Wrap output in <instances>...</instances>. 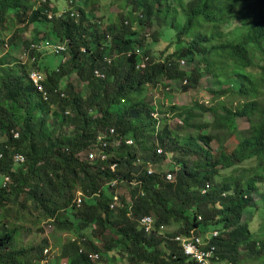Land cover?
Returning a JSON list of instances; mask_svg holds the SVG:
<instances>
[{"label":"trees","instance_id":"obj_1","mask_svg":"<svg viewBox=\"0 0 264 264\" xmlns=\"http://www.w3.org/2000/svg\"><path fill=\"white\" fill-rule=\"evenodd\" d=\"M119 1L125 14L101 30L103 20L93 22V12L113 0H0V45L8 47L5 32L16 23L35 25L42 47L36 59L50 53L48 43L67 42L62 52L51 53L60 56L55 67L41 66L51 92L48 101L37 95L26 64H13L10 53L0 52V136L6 138L0 141V216L6 217L10 202L24 195L31 207L21 202V208L36 210L56 229L76 236L62 250L67 264H97L102 259L199 264L183 254L178 238L207 236L213 228L219 232L210 243L218 247L215 264H239L242 253L263 259L264 230L254 233L244 214L257 206L253 195L264 180V63L257 61L264 55V0ZM90 3L94 10L86 12ZM64 7L67 14L61 11ZM73 12L78 17H72ZM238 18L239 30L225 32ZM160 20L177 35L157 47L161 32L147 41L139 29ZM41 33L42 39L37 38ZM14 38L11 47L18 45ZM30 43L25 41L26 47L35 44ZM183 60L194 68L183 69ZM95 70L105 78H96ZM73 73L86 84L88 95L68 82ZM205 75L221 89L231 82L227 89L214 91L216 96L238 92L244 102L235 110L223 104L211 107L212 125L202 123L205 113L185 111L179 117L193 133H175L159 115L167 117L177 108L157 109L148 103L147 85L176 80L188 91ZM239 118L250 122L248 129L239 127ZM196 119L200 123L193 122ZM112 128L122 144L111 157L83 159V153L92 152L96 137L110 134ZM237 133L242 137L232 151L226 143ZM128 138L135 140L134 146L127 144ZM215 140L217 148L212 147ZM16 152L24 155L23 163L14 160ZM172 153H177L176 163L164 172L158 163ZM251 158L261 160L259 170L246 176L239 167ZM20 164L23 167L15 169ZM238 171L241 175L233 174ZM4 175L11 177L12 185L2 186ZM114 180L116 186L110 184ZM132 186L128 198L122 189ZM78 192L85 196L81 208ZM116 195L121 205L113 209ZM145 216L152 222H144ZM107 233L111 239L102 240ZM19 234V226L0 224V264H43L49 241L19 248Z\"/></svg>","mask_w":264,"mask_h":264},{"label":"rangeland","instance_id":"obj_2","mask_svg":"<svg viewBox=\"0 0 264 264\" xmlns=\"http://www.w3.org/2000/svg\"><path fill=\"white\" fill-rule=\"evenodd\" d=\"M91 9L94 10V8L90 3V5L85 8V11L89 12ZM61 11H63L62 12L63 14L68 13L67 7H64ZM122 14H125V10L121 7V1L113 0L111 6H102L100 3L98 9L94 10L93 12V15L95 17V20L93 19L94 20L93 22L97 23L99 19L103 20L102 25H100V28L101 30H104L106 26L109 24V22L112 23H114V21L119 22L121 20ZM51 15L52 13H49V18ZM70 15L72 17L73 16L78 17L79 14L73 12ZM111 17L112 19H110ZM235 20L236 21H234L233 24L229 25V27H226L225 32L228 31L236 32L239 30V29L237 30V27L240 26L242 19L238 18ZM168 26L169 25L165 24L163 20H160L157 21L156 23L151 22L150 25L142 26L139 29V32L141 33L142 36H145L147 41H151L152 39H154L155 32L158 31L161 32L159 38L162 40L158 43V46L157 44L155 45L157 47H161L163 43H170L169 40L176 38L177 33L171 31V28ZM34 27H35L34 24L32 25L31 24L20 25L19 23L11 24L10 30L5 32V36H4L6 39L5 43H8V47L4 46V44L0 45V52H2V54L5 52L10 53L11 56L10 61L13 64H14V60L17 61L20 60L22 63L26 64L28 71L36 70L39 72L40 74L39 82L42 85V88H44V90L46 91V93L35 87L36 93L37 95L40 96L41 99L48 101L50 99L51 92L49 91V89L46 88L44 84V80L45 81L47 80L45 74L46 71H44L43 68H41V66H45L44 64L45 60H43L42 55L40 56V59L37 58L38 61L35 58L38 55L37 50L38 49L41 50L42 47L41 44L39 43L40 41L36 40V35H35L36 32ZM20 29H22L23 32H18V30ZM43 34L44 33L37 35L38 36L37 38L42 39ZM13 36L15 37L14 38L15 42L18 44L17 47H11L10 45V38ZM25 41H31L30 45L32 43L35 44L31 45L30 47L28 46L26 47ZM152 46H154V44H152ZM162 48L165 49V46ZM32 50H36L35 55L34 54L32 55ZM51 53L52 52L47 54L48 58L55 59L56 61H60V56ZM112 59L113 58H111V60ZM55 60H54V65L56 63ZM257 61L264 63V55L260 53ZM34 67L36 68L34 69ZM193 68L189 67V65H185L183 67V69L188 71H190V69ZM68 82H73L78 92H82L84 95L89 94V90L86 88V84L83 83L75 73H73L71 76L68 77ZM163 83L165 86L161 85L159 87L150 86V84H148L144 96L145 99L148 101V103L156 106L157 109L158 106L160 107L175 106L177 108L176 110L171 109V113L168 114L167 117L165 115H159V117L166 118L167 120L165 121L163 119V124L166 122L171 126L173 130H175V133L178 132L180 135H188L190 133H193V129L186 128V125L183 123L184 118L179 117V114L184 113L185 111H190V112L192 111L194 114L195 113L199 114L202 112L205 113L202 118V123L204 124L210 123L212 125L215 123L214 121L215 114L213 111H210L211 107H216L223 104L228 108L235 110L245 100V98L239 95L238 92H233V91L230 92L229 94L222 95L220 97L216 96V92L214 93V91L227 89L228 87H230L231 82L223 85L221 89V87L218 86L216 82L212 80V77L208 75H205L202 78V81L199 85L190 88L188 91L183 89V85L185 83L183 84L182 82H177L176 80L166 79ZM56 91L59 92L60 89L56 88ZM198 105L203 106L206 111H202L200 108H198ZM197 119L193 122H198ZM238 125L241 129L245 130L249 128L250 122L246 118H239ZM210 132L216 133V130L210 128ZM18 135L19 132H16L15 137H18ZM241 137L240 134L238 133L236 136L230 137V141L226 143L228 149L233 151L239 145ZM4 140H6V138L1 135L0 141H4ZM218 146L219 143L217 140H215L212 143V147L217 148ZM113 152L111 153L113 154ZM85 153L82 154L83 159L85 157ZM174 154L173 153L169 154L168 159L162 160L161 162L158 163V166L164 172H168L172 168V166L176 163L173 157ZM260 162L261 160H255L254 158L245 160V162L242 165H240L239 170H245L243 174L246 176H253L255 172L259 170L258 165L260 164ZM18 167H23V166H21V164L16 165L15 169H17ZM153 169L155 170L154 166ZM233 174L239 176L241 175V172L238 171V172H234ZM1 179L3 178L1 177ZM133 188L134 187L132 186V188H130L129 190H127L126 188H123L122 190H124V192L129 196ZM9 189L10 187L8 188V190ZM253 196L256 199L257 206H255V209L250 208L248 211L245 212L244 222L245 223L249 222L253 232L257 233L259 231L264 230V180L263 182H258V191L255 192ZM128 198H130V196ZM21 202H24V195H22L18 201L12 203L10 202L9 206L11 210L9 214L6 215V217L0 216V224L6 221L9 227L19 226L20 234L17 237V246L19 248L24 247L28 249L32 246H40L43 243V241L47 239L50 245L48 247L49 253H46L45 251V254L47 255V259L43 262V264H67L66 259L64 260L61 259L62 250L64 245L71 239H76V236L73 233L56 229L55 225L52 224L51 220L49 219L46 220L42 218L36 210L21 208L20 206ZM24 203L25 205H28V207H31L30 206L31 204L29 202H24ZM111 237H112L111 233H107V235H105L102 240L106 241L111 239ZM124 262H125L124 260L122 262V260L120 259L113 260L111 262L107 259L105 260L102 259L98 261L97 264H124ZM239 264H264V258L263 259L246 258L244 253H242V258Z\"/></svg>","mask_w":264,"mask_h":264},{"label":"built area","instance_id":"obj_3","mask_svg":"<svg viewBox=\"0 0 264 264\" xmlns=\"http://www.w3.org/2000/svg\"><path fill=\"white\" fill-rule=\"evenodd\" d=\"M67 42H61L58 44H53V43H48L47 46L50 48V50L54 53H60L62 52L65 48ZM110 62V61H109ZM186 62L183 61V65H185ZM95 76L98 78H105V74L99 70H96L95 72ZM30 79L33 81L34 85L40 89L41 91H43L44 93H46V91L44 90V88H42V85L40 84L39 80H40V74L38 71L36 70H32L30 72ZM112 135L116 133L115 129L111 130ZM98 140H96L97 142L93 143L92 148L93 151L88 154L89 157L88 159L90 161H94V160H102L105 161L108 159L109 155H108V148L111 144V141L108 140V138L106 136H100L97 138ZM130 144H134L133 140L129 141ZM2 155L0 154V157ZM14 159L16 162H24V156L21 153H16L14 155ZM117 165L113 166V170H116ZM154 170H150V173H153ZM169 179H172L171 174L168 175ZM11 183V179L9 175H5L4 176V180H3V185L6 187L8 184ZM118 184V181H114L112 183L113 186H116ZM84 203V199H83V195L82 193L79 194L78 198H77V206L78 208H81L83 206ZM121 205V200L119 196H115V202L111 205V207L113 209L118 208V206ZM143 221L146 223H150L152 222V217L149 216H145L143 218ZM214 236H218L217 233H214ZM179 242H180V246L182 248V250L185 252V254L189 257H191L192 259L196 260L199 263H203V264H208L210 259L214 256L215 251H216V247H212V249L210 250H205L204 246L206 245V243L197 236H192V237H188V236H182L180 238H178ZM49 250H46V253H48ZM93 260L98 259V255H93L91 257Z\"/></svg>","mask_w":264,"mask_h":264},{"label":"clouds","instance_id":"obj_4","mask_svg":"<svg viewBox=\"0 0 264 264\" xmlns=\"http://www.w3.org/2000/svg\"><path fill=\"white\" fill-rule=\"evenodd\" d=\"M59 43H61V42H59ZM53 44H58V43H53ZM49 51L50 52H52L50 49H49ZM52 53H54V52H52ZM183 61H185V60H183ZM183 61H182V66H185V65H183ZM186 62V61H185ZM96 71V70H95ZM94 71V72H95ZM100 71V70H99ZM102 72V71H101ZM94 75H95V73H94ZM96 77V76H95ZM96 78H98V77H96ZM61 95H64V92H61ZM112 129H115V128H112ZM111 129V130H112ZM115 131H116V129H115ZM116 133H117V131H116ZM116 133L115 134H113L112 135V133L110 132V134H107V133H103V134H99L97 137H96V139H95V141H94V143L95 142H97L96 140H98L97 138L98 137H100V136H106L107 138H108V140H110L111 141V144H110V146H109V148H108V155H109V157H108V159L111 157V152H113V150H114V148H118L121 144H122V141L120 140V138H116ZM130 140H133L134 141V144H130L129 143V141ZM127 144L128 145H130V146H134L135 145V140L134 139H132V138H128L127 139ZM90 150H92L93 151V148H92V146H91V148H90ZM163 152V150L162 149H159V153H162ZM91 152H89L88 154H90ZM88 154H85V156H86V158H88L89 157V155ZM24 156V155H23ZM107 159V160H108ZM15 160V159H14ZM139 162L140 163H145V161H143L142 159H140L139 160ZM22 163H23V161H22ZM149 163V165H150V168H152L153 169V165H152V162L151 161H149L148 162ZM114 165H117V164H114ZM113 165V166H114ZM113 166H112V169H113ZM150 170V169H149ZM154 170V169H153ZM115 171V170H114ZM5 176V175H4ZM4 176H3V179H2V181H1V184H2V186H4L3 185V180H4ZM10 179H11V177H10ZM114 181H117V180H114ZM114 181H112L110 184H112ZM260 182H263V180L262 181H260ZM11 184V183H10ZM9 185V184H8ZM7 185V186H8ZM6 186V187H7ZM113 186V185H112ZM80 193H82V192H78V196H79V194ZM82 195H83V199H84V202H85V196H84V194L82 193ZM78 196H77V198H78ZM77 201V200H76ZM114 203V202H113ZM112 203V204H113ZM83 205H84V203H83ZM197 232V231H196ZM192 233H194L195 234V232L194 231H192ZM214 233H217L218 234V236H214ZM210 234H212V236L213 237H210L209 235ZM219 237V232L218 231H215L214 230V228L213 229H211V232L207 235V236H205V235H203L202 237H200L205 243H206V245L204 246V249L205 250H210V249H212V247H216V251H215V254H214V256L210 259V261H209V263L208 264H214V259H216V258H218L219 256H218V247H217V245H212V244H210L211 243V239L212 238H214V239H217ZM48 250V249H47ZM182 252H183V254L185 255V256H187L186 254H185V252L182 250ZM49 253V252H48ZM188 257V259L190 260V261H193V262H197L196 260H194V259H192L191 257H189V256H187ZM197 263H199V262H197ZM228 264H232V263H229V262H227ZM199 264H203V263H199ZM222 264H225V263H222Z\"/></svg>","mask_w":264,"mask_h":264},{"label":"crops","instance_id":"obj_5","mask_svg":"<svg viewBox=\"0 0 264 264\" xmlns=\"http://www.w3.org/2000/svg\"><path fill=\"white\" fill-rule=\"evenodd\" d=\"M43 54L46 56V58H44V60H45V63H44V64H45V65H50V67H55V65H56V64L54 65V60H55V59H51V60H49V58L47 57V54H48V53H45V52H44ZM47 58H48V59H47ZM55 61H56V60H55Z\"/></svg>","mask_w":264,"mask_h":264}]
</instances>
